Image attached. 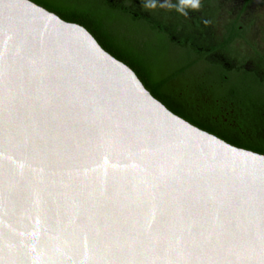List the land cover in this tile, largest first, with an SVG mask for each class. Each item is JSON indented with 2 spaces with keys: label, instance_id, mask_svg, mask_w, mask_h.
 Masks as SVG:
<instances>
[{
  "label": "water",
  "instance_id": "1",
  "mask_svg": "<svg viewBox=\"0 0 264 264\" xmlns=\"http://www.w3.org/2000/svg\"><path fill=\"white\" fill-rule=\"evenodd\" d=\"M0 264H264V155L172 113L83 26L0 0Z\"/></svg>",
  "mask_w": 264,
  "mask_h": 264
},
{
  "label": "trees",
  "instance_id": "2",
  "mask_svg": "<svg viewBox=\"0 0 264 264\" xmlns=\"http://www.w3.org/2000/svg\"><path fill=\"white\" fill-rule=\"evenodd\" d=\"M30 1L64 21L83 26L106 52L130 67L150 94L175 115L235 147L264 155V78L224 69L216 59L194 56V48L184 44L179 48L193 58L172 69L164 63L155 65L154 56L145 54L148 52L136 39L114 29L122 17H127L124 12L102 3L95 5V0ZM129 20L132 27L140 29V20ZM150 32L152 42H163L165 48L174 45L164 34ZM145 40L140 38V42ZM201 62L206 64L202 77L191 84H175ZM207 75L213 79L207 81Z\"/></svg>",
  "mask_w": 264,
  "mask_h": 264
},
{
  "label": "flooded vegetation",
  "instance_id": "3",
  "mask_svg": "<svg viewBox=\"0 0 264 264\" xmlns=\"http://www.w3.org/2000/svg\"><path fill=\"white\" fill-rule=\"evenodd\" d=\"M100 3L140 20V29L162 33L175 46H192L194 56L264 78V26L258 34L255 29L264 19V0L94 1Z\"/></svg>",
  "mask_w": 264,
  "mask_h": 264
},
{
  "label": "rangeland",
  "instance_id": "4",
  "mask_svg": "<svg viewBox=\"0 0 264 264\" xmlns=\"http://www.w3.org/2000/svg\"><path fill=\"white\" fill-rule=\"evenodd\" d=\"M259 12V11H258ZM248 15H250V11H248ZM264 18V17H263ZM256 34L259 33V26H264V19H260L259 21H256ZM114 29H119L122 30V33L126 36V37H131L134 38V40L136 39L139 46L142 47L145 52V54H150L152 56H154L153 58V62L155 65H159V64H166L167 68L170 67V69L177 67L179 65L184 64L185 62L188 61V59L193 58V55L188 52H186L183 49H180L179 47L175 46V45H167V47L165 48V45L163 44V42H152V34L151 32H149L148 29H139L137 27H132L129 17H122L121 18V22H119L118 24L115 25ZM140 38H142V40L145 39H150L149 41L145 40L143 42H140ZM264 44V41H262ZM206 71V64L202 63L198 64L197 66H195L194 68L190 69L189 71H187V73L178 78L175 82V84H182V83H193L195 82V79H197L199 76H203V74ZM207 81H211L213 79L212 75H207ZM233 80L235 81V79L233 78ZM232 86V85H231ZM224 90H227V87H224Z\"/></svg>",
  "mask_w": 264,
  "mask_h": 264
}]
</instances>
